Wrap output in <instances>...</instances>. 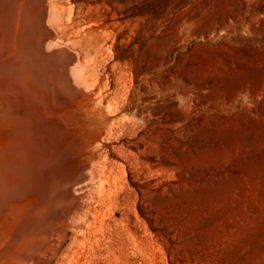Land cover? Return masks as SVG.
Returning <instances> with one entry per match:
<instances>
[{
	"label": "rangeland",
	"instance_id": "rangeland-1",
	"mask_svg": "<svg viewBox=\"0 0 264 264\" xmlns=\"http://www.w3.org/2000/svg\"><path fill=\"white\" fill-rule=\"evenodd\" d=\"M55 2L124 116L61 264H264V0Z\"/></svg>",
	"mask_w": 264,
	"mask_h": 264
},
{
	"label": "bare ground",
	"instance_id": "bare-ground-1",
	"mask_svg": "<svg viewBox=\"0 0 264 264\" xmlns=\"http://www.w3.org/2000/svg\"><path fill=\"white\" fill-rule=\"evenodd\" d=\"M55 1L0 0V264H61L114 172L102 141L124 116L102 100L104 46L82 53ZM126 106L141 110L133 92Z\"/></svg>",
	"mask_w": 264,
	"mask_h": 264
}]
</instances>
